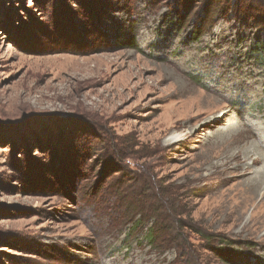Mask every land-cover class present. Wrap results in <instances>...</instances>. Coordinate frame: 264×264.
<instances>
[{
  "label": "rangeland",
  "instance_id": "1",
  "mask_svg": "<svg viewBox=\"0 0 264 264\" xmlns=\"http://www.w3.org/2000/svg\"><path fill=\"white\" fill-rule=\"evenodd\" d=\"M259 42L264 0H0V264H263Z\"/></svg>",
  "mask_w": 264,
  "mask_h": 264
},
{
  "label": "bare ground",
  "instance_id": "2",
  "mask_svg": "<svg viewBox=\"0 0 264 264\" xmlns=\"http://www.w3.org/2000/svg\"><path fill=\"white\" fill-rule=\"evenodd\" d=\"M234 81H237L241 87H247V86H252L253 80L247 81L246 78L240 76V77L235 78ZM229 112H230V110L228 108L221 110L220 112H218L216 117L211 120L209 125L211 127H215L216 121H218L219 117H223L225 114H227ZM248 128H250V129L252 128L251 131L255 137L254 142L251 141L252 143H250V145H248L245 149L241 148L238 152L231 154L229 157H226V159L228 161L229 160H239V161H241L240 163H243L244 162L243 158L247 157V159L251 160V164L254 165V164L259 163L260 159L264 160V144H263V142H264V126L254 127L253 124L247 123L246 121H239V125H237V126L235 125V130L230 133V136L234 138L235 142H238V141L242 142L243 141V142L248 143V141H246L247 135H245L246 129H248ZM226 131L227 130H225V132ZM221 133H222V129H219V130L216 129L215 130V136H218ZM176 138H177V135L173 134V135H170L168 140H175ZM261 149H263V150H261ZM256 151H259V153ZM255 152L257 155L255 154V156H253ZM248 163L249 162H246V160H245L246 166H248ZM246 166H245V169H248ZM241 173L243 174V172H241ZM245 188H246L247 193H248V200L251 201L253 197H256L257 199H260V200H262L264 198V165L255 169L254 173H252L251 176L247 178ZM248 200H245V202L239 203L240 205H238L237 208L235 209L236 218L239 217V214H240L239 210H241L243 208V206L248 204ZM255 207H254V209H255Z\"/></svg>",
  "mask_w": 264,
  "mask_h": 264
},
{
  "label": "trees",
  "instance_id": "3",
  "mask_svg": "<svg viewBox=\"0 0 264 264\" xmlns=\"http://www.w3.org/2000/svg\"><path fill=\"white\" fill-rule=\"evenodd\" d=\"M181 28H182V26L179 25V29H181ZM258 45H260V46H258L259 50H261V49L264 50V44H263V43L259 42ZM139 220H140V217H137L136 220L134 221V223H139ZM140 225H143V224H140ZM151 228H152V226L148 227V230H147V232L145 233L146 239H150V241L153 240V239L151 238V235H152V233H153ZM207 239H209V238H207ZM221 251H223V250H221ZM220 253L222 254V252H220ZM227 254H229L228 251L223 252L222 255L227 256ZM228 256H229V255H228ZM226 258H227V257H226ZM237 258L240 259V260H242L243 256H242V255H238ZM230 260H231V259H230ZM262 263L264 264V262H262Z\"/></svg>",
  "mask_w": 264,
  "mask_h": 264
}]
</instances>
